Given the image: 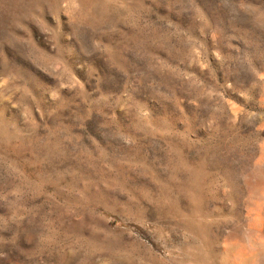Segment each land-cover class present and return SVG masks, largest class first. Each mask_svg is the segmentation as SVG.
<instances>
[{"label": "rangeland", "instance_id": "374dc122", "mask_svg": "<svg viewBox=\"0 0 264 264\" xmlns=\"http://www.w3.org/2000/svg\"><path fill=\"white\" fill-rule=\"evenodd\" d=\"M0 264H264V0H0Z\"/></svg>", "mask_w": 264, "mask_h": 264}, {"label": "clouds", "instance_id": "9594fccd", "mask_svg": "<svg viewBox=\"0 0 264 264\" xmlns=\"http://www.w3.org/2000/svg\"><path fill=\"white\" fill-rule=\"evenodd\" d=\"M46 50H47V49H46ZM47 51H48V50H47ZM49 53H50V54H53V55L56 54L55 52H49ZM25 59H26L27 61H29V62L34 66L35 69H37L39 72L43 73L46 77L49 78V83H48V84H55V83H56V78H55L54 76H52V75H51L48 71H46L44 68H42L39 64H37V63H35V62L29 60L26 56H25ZM49 95H50V94H49ZM186 104H187V106H188L189 108L192 107V103H191L190 100H189V101H186ZM153 113L156 114V112H155V110H154V107H153ZM122 114H124V113H122ZM124 116L126 117V119H123L122 122H123L124 124H129V123H131L132 117H131L130 115H127V114H124ZM242 198H243V197L241 196V200H242Z\"/></svg>", "mask_w": 264, "mask_h": 264}, {"label": "snow or ice", "instance_id": "6c2138e0", "mask_svg": "<svg viewBox=\"0 0 264 264\" xmlns=\"http://www.w3.org/2000/svg\"><path fill=\"white\" fill-rule=\"evenodd\" d=\"M44 48H46L49 52H55V53L58 52V49H57L55 43H49V42H48V43H47V46L44 47ZM56 67L58 68L59 65H57Z\"/></svg>", "mask_w": 264, "mask_h": 264}]
</instances>
